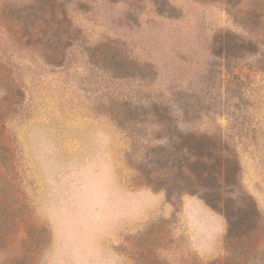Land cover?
Here are the masks:
<instances>
[{
  "label": "rangeland",
  "instance_id": "1",
  "mask_svg": "<svg viewBox=\"0 0 264 264\" xmlns=\"http://www.w3.org/2000/svg\"><path fill=\"white\" fill-rule=\"evenodd\" d=\"M39 2L0 0V264H264V0ZM184 136L235 183L188 184Z\"/></svg>",
  "mask_w": 264,
  "mask_h": 264
},
{
  "label": "trees",
  "instance_id": "2",
  "mask_svg": "<svg viewBox=\"0 0 264 264\" xmlns=\"http://www.w3.org/2000/svg\"><path fill=\"white\" fill-rule=\"evenodd\" d=\"M41 3L39 0H35V6L37 7ZM31 10V9H30ZM52 24V23H51ZM13 26L16 28V35L19 38V43L21 45H24L26 41H21L20 38H22V32L24 30L26 31H34L28 34L26 36L27 40H34L33 42L38 43L36 46L38 48H45L47 51L51 50L52 48H55L59 42L62 41V38L67 39L63 35L62 38H59L60 40H57V37L59 36H47L45 33H43V28L40 27H34L30 24H24L21 18H17L15 22H13ZM32 28V29H31ZM56 24H52L50 27L46 28V32L54 33L56 32L55 29ZM22 31V32H21ZM25 31V32H26ZM65 40V41H67ZM59 41V42H58ZM66 44V43H65ZM130 106L126 103H117L112 102L110 105L106 108V113L112 117L114 121L117 122V124L124 129L123 125L127 122V119L131 113L129 110ZM157 108H152L149 112H146V119L151 121L154 125L160 127L163 130V127L166 126L163 121L159 120L157 117ZM155 119V120H153ZM204 138H196L194 136H184L182 138H178V143H180L182 147V152L179 157L176 158L178 163H183V169L185 171H188V175L185 177V181L188 182V184H194L196 185H203L207 188L205 185L206 182H223V184H231L233 185L236 180V174H237V164L232 161V159L227 156L223 155L220 152V148L218 150L209 149L205 146L203 142ZM203 143H202V142ZM177 144V143H176ZM207 154H205V153ZM196 165L201 166V170L195 172H190V168L194 167ZM181 167V165H179ZM193 191V190H190ZM192 194L195 192H191ZM207 197V196H206ZM208 203L210 206L214 209H216V206H213L211 201ZM229 209V208H228ZM224 215L228 220L231 218V212L227 210L224 206Z\"/></svg>",
  "mask_w": 264,
  "mask_h": 264
}]
</instances>
